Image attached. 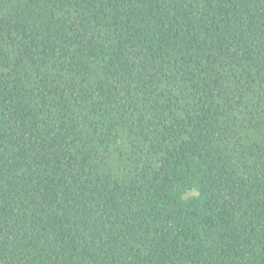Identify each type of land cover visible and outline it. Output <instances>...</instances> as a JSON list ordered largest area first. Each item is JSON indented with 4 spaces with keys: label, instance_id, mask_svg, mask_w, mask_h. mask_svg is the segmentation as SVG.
Masks as SVG:
<instances>
[{
    "label": "trees",
    "instance_id": "16d2710c",
    "mask_svg": "<svg viewBox=\"0 0 264 264\" xmlns=\"http://www.w3.org/2000/svg\"><path fill=\"white\" fill-rule=\"evenodd\" d=\"M0 264H264V0H0Z\"/></svg>",
    "mask_w": 264,
    "mask_h": 264
}]
</instances>
